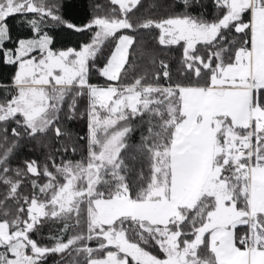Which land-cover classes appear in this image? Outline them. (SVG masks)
<instances>
[{
  "label": "snow or ice",
  "instance_id": "obj_1",
  "mask_svg": "<svg viewBox=\"0 0 264 264\" xmlns=\"http://www.w3.org/2000/svg\"><path fill=\"white\" fill-rule=\"evenodd\" d=\"M64 8L0 0V264H264V0Z\"/></svg>",
  "mask_w": 264,
  "mask_h": 264
},
{
  "label": "trees",
  "instance_id": "obj_2",
  "mask_svg": "<svg viewBox=\"0 0 264 264\" xmlns=\"http://www.w3.org/2000/svg\"><path fill=\"white\" fill-rule=\"evenodd\" d=\"M103 2V0H101ZM65 8L64 14L67 18L73 20L74 22L80 24L87 22V19L91 15L90 5L93 3V0H64ZM10 24L15 22L9 21ZM19 35L21 38L27 35V32L23 29L14 28L13 36ZM54 35L57 40V47L62 45L67 46H75L77 42L86 39L84 36H80L74 33H66L62 30H54ZM8 69L5 67H0V76L6 77L8 74ZM26 155H35V153H28L27 151L22 153V156ZM44 233H47V229L45 228Z\"/></svg>",
  "mask_w": 264,
  "mask_h": 264
}]
</instances>
